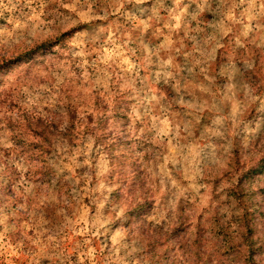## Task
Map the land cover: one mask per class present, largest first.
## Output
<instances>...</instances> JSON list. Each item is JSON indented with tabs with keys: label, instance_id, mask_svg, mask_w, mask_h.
I'll list each match as a JSON object with an SVG mask.
<instances>
[{
	"label": "rangeland",
	"instance_id": "rangeland-1",
	"mask_svg": "<svg viewBox=\"0 0 264 264\" xmlns=\"http://www.w3.org/2000/svg\"><path fill=\"white\" fill-rule=\"evenodd\" d=\"M202 15L204 20H198ZM47 39L54 40L52 45L0 73V170L18 167L23 157L6 155L15 143V129L7 123L15 126L26 113L51 115L67 100L84 112L93 109L96 97H135L129 137L137 143L120 146L119 155L133 152L135 167L152 187L154 205L147 218L154 225L171 224L182 211L189 237L200 217L206 223L213 206L208 174L225 171L235 149L245 157L246 151L264 145V88L241 74L249 70L254 76L264 64V0H0V58ZM223 45V82L196 76L183 80L182 71L192 73L214 60ZM241 97L250 102L242 104ZM251 102L255 110L248 116ZM77 141L67 151L58 146L68 160L62 164L69 172L64 182L73 187L69 210L55 191L37 192L23 177L12 193L0 192V264H17L11 258L16 256L24 264L150 262L141 254L137 230L129 237L140 221L124 217L122 199L109 204L119 168L110 178L111 167L102 155L94 163L95 178L88 177L90 141ZM131 161L127 158L121 167L134 174ZM81 167L84 173L75 176ZM5 171L3 185L12 172ZM252 181L264 188V171ZM83 192L89 193V202ZM258 200L264 203V193L253 197ZM47 211L52 219L45 217ZM97 250L102 255L96 263ZM157 250L161 264L180 259L171 241Z\"/></svg>",
	"mask_w": 264,
	"mask_h": 264
},
{
	"label": "trees",
	"instance_id": "trees-1",
	"mask_svg": "<svg viewBox=\"0 0 264 264\" xmlns=\"http://www.w3.org/2000/svg\"><path fill=\"white\" fill-rule=\"evenodd\" d=\"M198 20H204V16L202 15ZM86 25L87 23L82 26ZM79 27H81L80 24L75 28ZM58 40L59 37H55V42ZM53 41V39H47L33 43L16 55L1 57L0 73L13 63L24 58H31L38 51L52 45ZM223 44L225 45V42ZM224 45L219 47L214 60H208L203 65L195 67L192 73L187 74L182 71L183 80L196 76L223 82L225 79L222 77L220 64L223 61ZM246 48L250 50V45ZM182 53L184 51L180 50L178 55ZM252 56L257 59V53ZM237 59L240 61L242 57ZM251 72L248 70L241 74L245 79L246 76L253 77L255 82L264 84L262 62L258 65L254 76H251ZM261 84L260 90L264 88ZM240 100L242 104L250 102L243 97ZM136 102L135 97L127 99L122 95H115L111 99L105 96L96 97L91 104L92 110L79 112L77 111L79 104L73 100H67L61 110L57 108L51 115L26 113L21 116V122L15 121V126L7 123L10 130L15 129L12 137L15 143L6 150V155L12 153L19 157V154H22L23 157L22 163L18 162V167L6 165L2 169L3 173L6 172L5 169L12 172L7 174L9 180L6 185L0 181V192L7 195L12 193L14 191L12 187L18 186L20 178L23 177L26 182L32 183L37 192L55 191L62 208L69 210L74 204L71 195L73 187L68 182H64V177L69 172L64 171L62 164L64 161L68 163V160L64 158L65 153L59 150L58 146L61 145L67 151L70 147L78 146V137L87 138L90 141V153L87 156L88 177L95 178L94 163L102 155L106 157L111 167L110 178L119 168L121 177L118 179L117 188L110 193L109 204L113 205L116 197L122 199L124 217L140 221L136 228L129 231V237H135L134 232L137 230V235L143 243L141 254L144 259L150 261L148 264H161L159 259L163 256L157 249L166 241H171L173 246H177L180 250V259L174 264H264V225H262L264 222L260 223L261 220L264 221V206H262L264 203L261 200L253 201L257 193H264V188L250 183L258 173L264 171V145L258 144L250 151H246L245 157H241L239 149H235L225 171L218 175L208 174L205 182L211 184L213 206L209 214L205 216L206 223H200L202 222L200 217L196 229L188 237L186 232L189 221L182 211L179 213L178 221L171 224L161 222L154 225L147 218L154 205V198L151 195L152 187L145 175L135 167L137 158H134L133 152L129 156L125 152L119 155L120 146L128 149L132 147L131 143H137L135 138L129 137V131L132 128L131 108ZM255 105L256 103H250L248 116L254 113ZM228 125L232 126L231 121ZM145 142L142 140L144 146ZM143 145L138 146L144 147ZM83 157L86 158V156ZM127 158L132 160L129 164L134 174L127 173V169L121 167ZM141 158L147 160V154H143ZM20 163L26 168L23 174L19 169ZM84 168H75L74 175L83 174ZM2 170H0V176ZM83 182H86V179H83ZM122 189H125L126 193H123ZM64 196H67V200ZM13 199L16 198L13 197ZM82 199L89 202V193L83 192ZM45 217L53 218L48 211ZM100 255L102 254L99 250L94 252L96 263L99 262ZM11 258H15L17 264L25 263L18 261L19 256Z\"/></svg>",
	"mask_w": 264,
	"mask_h": 264
}]
</instances>
